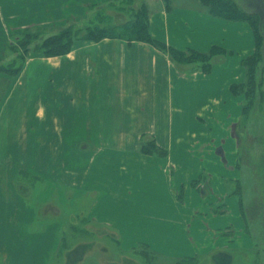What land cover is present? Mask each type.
Here are the masks:
<instances>
[{"label":"crops","instance_id":"0c3cea01","mask_svg":"<svg viewBox=\"0 0 264 264\" xmlns=\"http://www.w3.org/2000/svg\"><path fill=\"white\" fill-rule=\"evenodd\" d=\"M127 1L0 0V60L27 32L104 11L120 24ZM149 31L179 51L221 52L206 70L141 39L81 36L63 54L30 52L3 73L13 80L0 106V264H53L76 235L65 264H140L141 247L178 259L249 244L226 181L240 174L232 131L243 97L232 85L246 79L255 29L163 0ZM145 140L158 149H142ZM105 239L120 254L104 257Z\"/></svg>","mask_w":264,"mask_h":264},{"label":"rangeland","instance_id":"374dc122","mask_svg":"<svg viewBox=\"0 0 264 264\" xmlns=\"http://www.w3.org/2000/svg\"><path fill=\"white\" fill-rule=\"evenodd\" d=\"M166 0H164L165 2ZM169 1L166 2L169 5ZM172 1V0H171ZM242 2L241 0H238ZM177 3H190L200 4L202 7L209 9V5L204 3L202 0H173ZM171 3V2H170ZM245 5L244 3H242ZM163 5V0H128L126 2L125 11L121 16L123 19L121 22L134 21L136 17L141 13L142 9L150 12L159 9ZM246 10L262 13V33L264 34V10L256 4L254 5L248 2ZM109 14V13H108ZM105 11L96 19L88 20L84 23L73 25L71 28V34L77 35V37L89 35L94 28H110L117 24V21L108 15ZM62 29L47 33H36L31 36H23L18 39L16 44L14 43L11 48L8 49L10 54L9 59L0 60V73L14 71L15 69L21 68L25 62V56L27 53L33 52L43 55L44 51L49 47V43H45L46 39L59 35ZM143 34L138 32L131 33V36H138ZM66 37V35L64 36ZM76 37V36H75ZM264 48V47H263ZM189 55H192L191 57ZM184 58H181L183 63H191L193 65L201 64V57L191 54L184 53ZM4 69V71H3ZM261 73V72H260ZM0 76V106L2 100L6 94L10 91V85L13 77L9 75ZM263 73H261L262 75ZM243 97V95H241ZM258 101V100H257ZM264 101V99H263ZM258 103V102H257ZM258 108L254 110L252 115L247 118V124L235 123L232 131L234 136V147L238 149V158L240 163V174L238 179L227 180V186L229 192L234 193L239 198L242 208L246 217L247 224V236L249 237V244L247 246L235 247V249H227L219 252H214L210 255H199L193 258H178V259H165L162 256L155 254L145 247L136 249L137 261L135 263L140 264H264V112ZM258 110L260 112H258ZM32 130V129H31ZM244 130V131H243ZM32 133H35L34 130ZM41 142V140H36ZM155 143L145 140L141 142V147L146 146L154 147ZM223 146V145H221ZM245 149V151H244ZM253 149H257L258 153L253 154ZM240 150V152H239ZM242 151V152H241ZM242 153V154H241ZM12 157H6L3 161L8 163ZM13 162V161H12ZM222 208V205H215ZM225 210V209H224ZM71 241H66L63 247L60 248V253L56 256V262L53 264H65L62 259L63 248L74 243V240L82 238V236L76 235L71 236ZM105 244L111 246V251L101 252L105 256H116L119 253L117 249V241L105 239ZM108 256V257H109ZM96 264V263H87ZM98 264V263H97ZM101 264V263H100ZM103 264V263H102ZM133 264V263H132Z\"/></svg>","mask_w":264,"mask_h":264},{"label":"trees","instance_id":"16d2710c","mask_svg":"<svg viewBox=\"0 0 264 264\" xmlns=\"http://www.w3.org/2000/svg\"><path fill=\"white\" fill-rule=\"evenodd\" d=\"M209 5V12L222 17H228L233 19H243L249 21L256 32L257 48L256 51L248 56L244 60V67L246 68V79L243 82L235 83L232 85V91L236 95H243V108L242 116L239 123L247 124V118L252 115L255 109L258 108L260 113L264 112V34L262 33V13L246 10V4L248 2L254 5L256 4L264 10V0H202ZM168 2V0H166ZM244 3L245 5H243ZM73 25L62 29L59 35L46 39L45 43H49V47L44 51L43 55L63 54L70 50L72 42L77 38V35L71 34V28ZM138 32V36H131V33ZM37 32H27L25 37L36 34ZM66 35V37H64ZM76 36V37H75ZM90 39H101L103 37H126L129 39H141L150 42L164 51L169 52L174 59L182 62L181 58H184V53H191L201 57L202 68L208 70L211 68L213 58L217 54H220L221 50L218 47H213L208 52H199L194 50L179 51L166 46L164 43L154 39L149 31V14L142 9L141 13L136 17L134 21L127 20L120 24H115L110 28H94L89 35L82 36ZM190 57L192 55H189ZM20 69H15L11 72H16ZM4 70V69H3ZM263 73L261 75V73ZM258 100V101H257ZM258 102V103H257ZM244 131V130H243ZM153 147V146H152ZM144 150L146 146L141 147ZM154 148L158 149L157 145ZM151 150V149H150ZM245 151V149H244ZM164 151H161V153ZM240 152V150H239ZM242 152V151H241ZM242 154V153H241ZM238 166H240L239 160H237Z\"/></svg>","mask_w":264,"mask_h":264}]
</instances>
